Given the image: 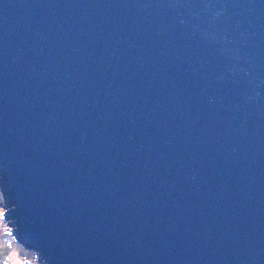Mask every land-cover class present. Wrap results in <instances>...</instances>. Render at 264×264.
I'll return each instance as SVG.
<instances>
[{"label": "water", "instance_id": "water-1", "mask_svg": "<svg viewBox=\"0 0 264 264\" xmlns=\"http://www.w3.org/2000/svg\"><path fill=\"white\" fill-rule=\"evenodd\" d=\"M0 206L42 264H264V0H0Z\"/></svg>", "mask_w": 264, "mask_h": 264}, {"label": "rangeland", "instance_id": "rangeland-1", "mask_svg": "<svg viewBox=\"0 0 264 264\" xmlns=\"http://www.w3.org/2000/svg\"><path fill=\"white\" fill-rule=\"evenodd\" d=\"M0 264H42L30 249L22 247L9 232L0 206Z\"/></svg>", "mask_w": 264, "mask_h": 264}]
</instances>
